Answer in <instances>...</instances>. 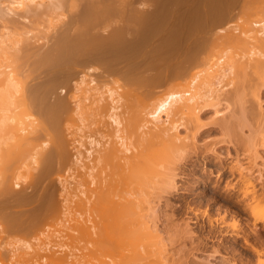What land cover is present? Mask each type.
I'll return each instance as SVG.
<instances>
[{"label": "bare ground", "instance_id": "1", "mask_svg": "<svg viewBox=\"0 0 264 264\" xmlns=\"http://www.w3.org/2000/svg\"><path fill=\"white\" fill-rule=\"evenodd\" d=\"M63 2H69L71 12L56 16L59 26L53 34L43 37L45 42L32 54L31 64L26 63V67L24 62L16 66L0 64V232L3 228L34 226L38 217L54 212L68 214L69 204L75 203L76 209L82 210L78 213L84 225H76L73 229L85 244H109L114 225L137 209L145 211L139 217L146 219L144 228L154 237L156 224L148 218L149 212H155V206L151 204L162 198L167 203L165 195L188 190L177 179L184 177V163L195 166L199 162L197 158L189 157L188 147L195 145L196 134L203 124L202 111L213 105L214 114L223 115L224 111L215 105L221 104L223 96L230 95L242 66L227 57L226 52L207 58L203 69L188 74L180 87L157 96L142 115L132 120L134 141L125 134L126 126L115 112L121 80L152 83L166 80L171 71L176 75L183 72L185 57L174 54L182 41L178 31L187 19L197 20L204 6L212 11L219 9L222 0H7L5 7L0 6V19L14 21L17 16L28 22L41 11L60 9ZM226 19L231 21L230 16ZM231 25L221 28L219 34L227 32L228 37L248 43V76L264 80V63L260 58L264 55L261 52L264 51V16L242 25V35L238 32L239 26ZM3 28L6 31L0 34V39L8 41L7 48L13 52L11 55L16 61L22 60L24 55L17 54L19 44L30 38L23 36L30 31L16 34L6 26ZM168 50L174 51L173 56L167 53ZM152 67L155 68L152 73L146 72ZM109 80L113 87L107 83ZM253 96L251 103L262 121L264 106L259 89H255ZM106 104L110 108L104 117L107 126L112 128L113 141L103 140L105 130L97 129L85 136L88 141L84 159L87 161L78 158L79 150L75 162L74 154L71 159H66L65 138L72 134L67 133L69 118L79 116L85 109L96 115V111ZM228 106L229 102H226ZM97 123H102L101 119ZM260 133V144L264 145V135ZM73 142L83 145L79 139ZM258 157H253L248 167L239 162L216 167V179L211 188L218 187L220 179L236 175L237 181L254 186L264 177V163H258ZM55 162L64 167V172L72 171V165L79 162L78 168L83 169V175L88 178L86 185L80 182L73 185V192L68 200L65 198V204L56 201L51 188L43 195L37 193V186ZM158 167L164 171L157 170ZM138 174L157 179L153 181L152 199H147L149 193L146 198L139 199L138 193L130 189ZM72 176L73 173L59 176L62 190L68 188L67 178ZM23 183L26 185L22 188ZM246 196L244 191L232 198L247 212L249 210L254 225L251 231L257 232L256 224L261 222L264 227V206L248 205ZM144 202L146 206L141 207ZM21 203L32 204L26 219L15 217L14 211L12 215L6 212V208L15 209ZM188 209L193 210L192 206ZM185 214L189 221L195 222L189 211ZM95 216L99 219L95 220ZM67 222L60 216L56 224L64 227ZM187 227L186 222L184 229L189 233ZM213 230L210 223L206 239L213 240L216 233L221 234ZM60 232L57 230V234ZM40 234L44 235V240L38 244L24 240L22 243L20 240L5 242L9 246L6 248L7 261L12 264L18 250L29 254L37 245L41 253H38L40 261L37 264H45L47 257H55L57 251L53 250L56 247L66 246L51 243L60 235H49L45 231ZM50 236H54V240L51 241ZM242 238L248 243L246 235ZM46 252L52 254L46 255ZM144 254L150 263L171 264L168 245L160 237L149 248L145 247ZM72 255L76 254L66 252L65 258ZM105 264L118 262L111 260Z\"/></svg>", "mask_w": 264, "mask_h": 264}, {"label": "rangeland", "instance_id": "2", "mask_svg": "<svg viewBox=\"0 0 264 264\" xmlns=\"http://www.w3.org/2000/svg\"><path fill=\"white\" fill-rule=\"evenodd\" d=\"M0 2L1 7L7 5V0H0ZM263 3L264 0H222L220 8L216 11L209 10L207 6H204L200 10V17L197 20L187 19L178 31V34L182 35V41L176 53L167 51L172 56L174 53L176 56L185 57L183 72L176 75L171 71L166 80L161 79L152 83H129L121 80L122 89L118 96L115 112L126 126L125 134L131 141H134V136L131 134L132 120L142 115L157 96L180 87L186 81L188 74L203 69L204 61L207 58L226 52L227 57L237 60L242 66V70L238 71L239 74L237 73L236 84L233 89L231 88L230 95L226 93L229 97L226 94V98L222 97L225 104L220 101L224 105H215L220 111H224L223 115L214 114L213 105L207 106L202 111L201 123L203 124L196 134L195 145L188 147L189 157L192 160L197 158L199 162L195 166L184 163V177L177 179V182L187 186L188 190L185 193L172 192L165 195L168 198L167 203L162 198L151 204L155 206V212H149L148 218L156 224L155 234L152 233L154 237H151L149 231L144 228L143 223L146 219L139 217L145 211L137 209L135 213L114 225L109 244H85L84 241L77 238L78 233L73 229L76 225H84L78 213L82 210H77L76 204L70 203L68 214L61 215L54 212L45 217H38L34 226L25 229L3 228L0 232L1 264H10L7 261L6 251L9 246L5 245V242L20 240L22 243L24 240L38 244L44 240V235L40 234L41 231H45L49 235L51 233L56 235L57 230H61L57 234L60 237L55 238L56 241H52L54 236H50L51 243L56 242V245L65 244L66 246L56 247L53 250L57 251L55 257H47L45 264H105L111 260L117 261L118 264H155L150 263L143 256L145 247L149 248L157 237L162 238L168 245L169 255L172 258L171 264H264V227L259 222L256 224L257 232H252L251 229L254 225L249 210L247 212L232 198V196L241 195L246 191L245 201H248V205L264 206V177L256 182L258 185L253 186L247 182L237 181L236 175L232 178L220 179L218 187L211 188V184L216 179L214 175L216 167H226L236 162L248 167L249 161H252L256 155L259 156V159H256L257 162L264 163V145L260 144L258 137L259 131L264 135V120L261 121L251 103L254 98L253 93L257 88L263 104L261 105L264 106V80L252 79L248 76V43L240 38L228 37L227 32H225L227 35L219 34L221 28L233 24L231 26H239L238 32L242 35V25L264 16V12L260 13ZM69 12H71L69 2H63L60 9L41 11L38 15L31 17L28 22L17 16H14V21L0 19V34L6 31L4 26L16 34L30 31L26 35L23 34L30 38L19 44L20 51L17 54L24 55L20 61H16L11 55L13 52L7 48L8 41L0 39V64L16 66L24 62L25 67L26 63L31 64L32 54L45 42L43 37L53 34L59 26L60 22L56 20V16L61 13L66 15ZM229 16L231 17L230 22L226 19ZM238 32L236 35H239ZM261 52L264 54V51L261 50ZM260 58L264 63V55ZM154 69L153 67L148 68L146 72L152 73ZM107 83L111 87L114 86L111 80ZM214 102L216 101H212V103ZM226 102L227 104L229 102L230 108L226 107ZM109 108V104H106L104 108L96 111V115H93L90 109H85L79 116L74 115L69 118L68 132H66H72V134L65 138L66 159H71V155L74 154L72 159L75 162V154L79 150L78 158L82 162L87 161L84 159L88 141L85 136L97 129L105 130L106 138L103 140L113 141L112 128L107 126V118L104 117ZM99 119L102 121L100 124L97 123ZM181 132L185 133L183 129ZM95 136H99V134ZM74 139H79L83 145L79 146L77 142H73ZM78 164L80 163L78 162ZM78 164L72 165V171L64 172V167L55 162L47 176L37 186V193L43 195L51 188L56 201L65 204L64 200L70 198L75 183L87 184L85 181L88 178L83 175L84 170L78 168ZM157 170L164 171L160 167ZM63 173L66 176L73 173L72 177L67 178L70 185L65 190H62L59 183L62 180L59 176ZM255 174L252 175L257 177ZM204 179L205 182H201ZM153 181H157V179L151 178V175L138 174L129 187L138 193L139 199L146 198L147 193L150 196L147 199H152L154 195L151 193L155 191L153 190L155 185ZM260 184L262 185L260 186ZM25 185L23 183L22 188ZM26 192H29V189ZM145 206V202L141 204V207ZM188 206H192L193 210H189ZM31 208L32 204L21 203L15 209L6 208V212L12 215V211H14L15 217L26 219ZM187 211L195 222L189 221L185 214ZM60 216L68 220L64 227L56 224ZM221 217L224 218V221L221 220ZM76 218L79 220L76 221ZM94 218L95 220L99 219L98 216ZM186 222L188 223L187 228H190L189 233L184 229ZM210 223L213 231L221 232V234L216 233L213 240L205 238L210 229ZM225 232L227 234H224ZM242 235L247 236L248 243L244 242ZM38 249L39 247L35 245L29 254H23L22 250H18L12 264H37L40 261L38 255L41 254ZM66 252H73L76 255L65 258ZM45 254L51 255L52 252Z\"/></svg>", "mask_w": 264, "mask_h": 264}]
</instances>
